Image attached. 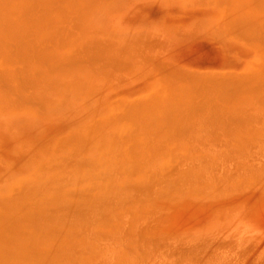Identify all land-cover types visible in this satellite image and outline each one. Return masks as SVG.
I'll list each match as a JSON object with an SVG mask.
<instances>
[{
    "label": "bare ground",
    "instance_id": "6f19581e",
    "mask_svg": "<svg viewBox=\"0 0 264 264\" xmlns=\"http://www.w3.org/2000/svg\"><path fill=\"white\" fill-rule=\"evenodd\" d=\"M134 1L139 3L140 0H0V77L12 84V95L19 98L18 104L9 102L5 99L8 90L0 87V135L4 134L11 140L15 137L41 138L54 127L53 132L62 128L66 135L79 137L83 136V132L85 135L93 132L92 139L99 142L102 139L97 134L106 137L102 126L114 134L112 142L107 144L110 150L107 155L109 167L115 163L116 168L122 169L132 161L134 166L142 161L165 164L170 159V162L180 159L184 152L197 151L218 160L236 159L238 166L245 164L242 168L245 174L253 170L257 174L255 178H264V0H156L180 3L184 9L198 11L194 21L178 24V31L171 38L164 33L157 35L159 32L155 29L153 32L157 33L150 34V30L147 33L142 28L137 30L120 24L121 21L116 19L117 14ZM191 36L214 40L223 51V62L211 71H195L187 68L189 62L184 56L186 69L178 67L180 62L175 70L167 72L168 66L173 63L170 59L173 57L166 53L171 47L169 43L179 44ZM191 53L194 54L193 51ZM236 82L241 85L237 83L238 90L247 89H243L238 96L233 95L234 92L233 96L226 95L222 87L233 83L237 85ZM33 98H39L38 106L29 104ZM207 115L209 121H206ZM212 118L218 120L215 128ZM221 121L231 122L232 125L224 127L226 123L223 125ZM206 122H211L212 127ZM220 124L222 128L213 134V129L215 132L221 127ZM117 129L121 132L118 133ZM124 131L128 137L122 135ZM130 143L131 152L128 149ZM251 153L262 154L256 167L246 161V155ZM94 154L95 160L91 157H87V160L70 157L73 169L68 168L69 186L74 181L81 184L87 180L86 177H79L76 171L80 169V163L96 161L100 157L97 150ZM23 162L26 166L22 165L24 168L19 174H14L12 169L5 171L0 177V186L5 192H12L13 180L17 177L15 189L32 196L34 188L39 185L29 184L37 180L35 178H39L40 174L33 176L38 167L29 152L24 155ZM146 168L156 170L154 166ZM179 172L177 176L183 178L192 173V167L183 158L180 159ZM244 177L243 174L241 180ZM93 178L90 176L88 181L91 182ZM69 188L73 191L71 186ZM262 192L264 194V188ZM217 194H214L216 198L219 196ZM227 219L230 220L229 217ZM208 224L209 230L205 226V231L207 229L208 233L211 229V233L215 232V228H210L211 224ZM230 225V229L225 230L231 236L229 239H234L230 254L220 246L217 249L215 243L217 250H214V245L206 249L208 244H212L211 239L215 241L217 238L213 232L212 237L205 239L206 247L199 245L201 239L194 238L197 242L200 240L194 243L201 248H195L194 244L195 252L188 251V256L184 254L187 261L184 262V256L182 262L178 263L243 264L244 256H240L237 250L241 245L244 247L248 244L246 238L249 237L245 236L247 231L243 235L237 230V225L234 228ZM222 228L216 231L220 232ZM240 228L247 227L241 225ZM225 231L222 234L228 238ZM130 236L128 241L133 240ZM263 238L261 235L258 240L260 250H264V244L260 242ZM209 239L211 243L207 241ZM115 254L114 249L106 254L110 255L109 263L117 262L114 260ZM153 255L157 258L156 254ZM154 256L147 259H156ZM249 260L251 264H264V254L257 252ZM120 262L118 264H128ZM10 263L6 260L3 264Z\"/></svg>",
    "mask_w": 264,
    "mask_h": 264
},
{
    "label": "rangeland",
    "instance_id": "374dc122",
    "mask_svg": "<svg viewBox=\"0 0 264 264\" xmlns=\"http://www.w3.org/2000/svg\"><path fill=\"white\" fill-rule=\"evenodd\" d=\"M142 1L144 0H140L139 3L134 1L130 6L126 5L124 9L130 8L133 11L131 10L129 13L130 10L128 12L122 9L123 13L121 11L116 16L117 21H121L120 24L123 26L129 25L137 30L142 28L145 30L144 32L150 30V34L158 30L157 35L162 36L164 33L167 38H171L173 33L178 31L177 28L180 26L178 24L192 22L198 17L196 9H192V11L189 8H187L188 10L184 9L180 3L145 0L146 5H142ZM173 13H177L181 17H178L177 14L173 17ZM152 27L153 29H151ZM158 28L161 29V32ZM190 43L194 47L192 44L189 45ZM169 45L171 47L169 46L166 53H170L168 56L175 58L176 61L174 63L175 61L170 58L173 61V63L169 62L173 68H171L172 66L167 68V72L170 71V73L172 69L177 68L176 66L180 62L182 63L178 67L182 69H186L188 66L187 68L190 70L206 69L211 71V69L219 67L224 59L223 51L209 37L191 36L180 41L179 44L171 42ZM167 47L166 49H168ZM182 47L189 49L183 51ZM179 49L181 51H178ZM191 50L194 54L191 53ZM170 51H173L172 55ZM185 53L187 54L185 55ZM189 53H191V57ZM184 56H187L189 65ZM193 63L196 68L193 67ZM238 84L233 83V87L231 84L222 87L223 92H227L226 95L229 94V96L235 94L238 96L245 89L239 88V91ZM11 85L0 77V87L8 90V96H5V99L13 104H18L19 98L12 95ZM244 85L246 86V84ZM234 89H237L238 92ZM29 104L38 106L39 98L31 99ZM208 116L206 121H209ZM212 120L215 123H212L215 128L218 126V120L216 118V121L213 118ZM222 123L223 125L226 123L224 127L231 124V122L221 121ZM212 124L211 122L207 123L210 127ZM221 124V127L217 128L215 132L213 129V134L222 128ZM100 127L106 133V137H100L96 133L102 139L99 142L92 139L93 132L88 135L83 132V136L79 137L73 134L66 135L64 130H61L62 128L53 132L54 127H51L49 134L41 138L21 139L15 137L11 140L4 134L0 135L1 178L8 169H12L14 174H19L20 170L24 168L22 165L26 166L23 161L24 155L28 152L38 167L37 171L33 172V176L40 174L39 178L33 177L37 180L29 184L31 186L39 185L34 188L32 196L30 193L27 196L25 192L16 190L17 185L14 183H17V177H15L16 180H13V189L10 190L12 192H5L2 189L3 186H0V264L6 260H9L10 264H31V262L32 264L33 262L35 264H77L78 261L79 264H100L102 261L103 264L105 262L112 264L109 263L110 255H106L111 249H114L117 254V256L113 255L114 260H117L113 264L121 263L120 261L128 264H177L184 256V262L187 261L186 257L189 252H195L196 247L198 249L199 246L194 243L195 240L197 242V239L194 240V238L201 239L200 242L198 241L199 245L204 244L206 247L205 239L212 237L211 234L214 232L211 233L210 229L207 233L208 226L206 225L208 223L211 224L210 228H215L216 233L214 232L212 235L217 238L215 241L211 239L212 244H208L206 249L218 245L217 249L222 247L223 251L226 250L230 254L232 251L231 242L234 239H229L231 236L225 230L230 229L229 226L232 224V227L237 225V230H240L243 235L247 231L245 236L249 237L246 238L248 244L244 247L241 245V248L239 247L240 249L237 250L240 256H244L243 264H251L249 257H253L257 252L261 251L264 254V250H260L258 245L259 237L260 239L261 235L264 237V198H262L264 197L262 192L264 186L262 190L260 189L264 184L263 177L255 178L257 174L253 170H250L248 175L245 174L242 169L245 164L238 166L236 159L218 160L197 151L184 152L181 157L192 167V173L186 178L177 176L181 158L174 162L167 159L169 164H161L158 161L156 163L142 161L134 166V161H132L122 169L116 168L115 163L109 167L107 155L110 150L107 144L112 142L111 138L114 134L107 128ZM117 131L121 132L118 129ZM126 131L122 132V135L128 137L125 134ZM123 141L126 142L124 139ZM111 147L114 149V146L111 145ZM95 150L100 153V157L96 161H94ZM246 156V161L252 162L255 167L262 158V154L259 153H251ZM70 157H82L83 160H87V157L94 159L90 162L80 163V169H76V172H79V177H86L87 180L81 184L74 181V184L77 185L70 184L73 191L69 190V179L67 178L70 172L68 168L73 169V163L69 162ZM7 161L9 162L7 163ZM146 166H154L156 170L150 171ZM236 167L240 169H236ZM28 171L26 172L31 175V172ZM243 174L245 181L241 180ZM251 174L254 178L248 177ZM90 176L94 177L91 182L88 181ZM65 179L68 180L65 182ZM252 182L254 183L252 184ZM73 186L78 187L73 189ZM255 187L257 191L260 189L258 192L261 191L262 194L258 193L254 189ZM19 192L22 194L20 195ZM214 194L219 195L218 198ZM226 213H229L226 215L227 217ZM224 216L226 219L228 217L230 220L232 219L231 223L228 219L226 222ZM222 220L225 221L222 223ZM241 225L243 228L246 226L247 230L244 228L245 230L242 229V231ZM205 226L207 227L206 231ZM119 228L120 231L117 230ZM218 228H222V231L217 232ZM115 230L117 231L115 232ZM223 231L227 233L228 238L224 237ZM117 232L118 238H115ZM193 234L197 235L193 236ZM247 234L249 235L247 236ZM127 235H131L130 239L133 240L128 241L129 236L127 237ZM57 241L60 243L58 244ZM207 241L209 242L210 239ZM260 242L264 244V238ZM135 243L137 244L135 245ZM88 249L90 250L89 256ZM217 249L215 246L214 250ZM80 250L82 251L80 252ZM95 251L101 255L98 253V256L94 255ZM147 253L152 257L153 254H156L157 258L154 256L156 259H147L149 257Z\"/></svg>",
    "mask_w": 264,
    "mask_h": 264
}]
</instances>
